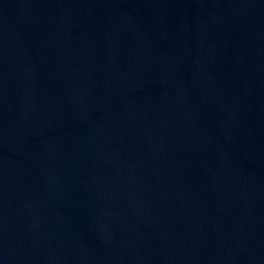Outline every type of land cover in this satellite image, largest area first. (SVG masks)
Returning <instances> with one entry per match:
<instances>
[{
	"label": "water",
	"instance_id": "95a60500",
	"mask_svg": "<svg viewBox=\"0 0 264 264\" xmlns=\"http://www.w3.org/2000/svg\"><path fill=\"white\" fill-rule=\"evenodd\" d=\"M0 264H264V0H0Z\"/></svg>",
	"mask_w": 264,
	"mask_h": 264
}]
</instances>
